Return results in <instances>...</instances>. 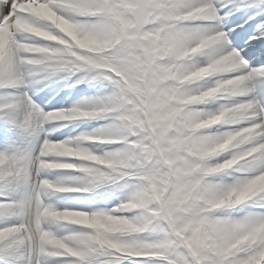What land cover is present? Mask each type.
<instances>
[{
	"label": "clouds",
	"instance_id": "obj_1",
	"mask_svg": "<svg viewBox=\"0 0 264 264\" xmlns=\"http://www.w3.org/2000/svg\"><path fill=\"white\" fill-rule=\"evenodd\" d=\"M230 0H12L0 20V88L24 69L108 90L46 111L27 91L0 102L18 115L32 148L0 150V181L30 184L17 222L0 226V250L23 247L44 264H264V66L253 68L225 30ZM8 0H0V15ZM258 25H264L261 20ZM105 123L50 139L51 122ZM42 134V139H41ZM70 170L53 178L45 170ZM119 192L111 207L48 199ZM264 207V204L261 205ZM159 231L160 239L146 233Z\"/></svg>",
	"mask_w": 264,
	"mask_h": 264
},
{
	"label": "bare ground",
	"instance_id": "obj_2",
	"mask_svg": "<svg viewBox=\"0 0 264 264\" xmlns=\"http://www.w3.org/2000/svg\"><path fill=\"white\" fill-rule=\"evenodd\" d=\"M10 2L11 1H8V3L10 4ZM255 7V10H259L260 9V7L258 6V5H254ZM8 11V8L7 7H5L4 8V12L6 13ZM252 12L253 13H256L255 11H253L252 10ZM258 15V14H257ZM263 17H264V12L261 14V15H258V17H257V21H260V20H262L263 19ZM230 19L232 20V17H230ZM238 19H233L232 21H237ZM260 36V35H259ZM258 39V38H257ZM263 42L264 41H261V42H259L258 40H254V43H255V46H257V47H259V46H262V51H264V48H263ZM251 67H253L254 68V66H251ZM260 88H261V90L264 92V79L263 80H261L260 82ZM256 86V85H255ZM18 97V96H17ZM17 97L12 101V102H15L16 101V99H17ZM259 97V96H258ZM260 98H262V97H260ZM262 99H264V98H262ZM8 102H10V101H8ZM12 116H15V115H13V114H11ZM8 116V115H7ZM46 171H51V170H46ZM42 175H44V174H42ZM45 176V175H44ZM49 178H52V176H49ZM9 185H5V186H2V187H0V193H4V191L3 190H8V187ZM11 187L13 186V185H10ZM106 191H109V192H111V195H110V197L107 199V201L105 202V205L107 206V205H112L115 201H117V194L116 193H113L112 191H110V189H109V186H103L101 189H98L97 191H96V193L98 194V196L97 197H93V198H91V199H89V200H85L84 202H83V205H82V207H88V206H92V205H94L97 201H99L100 200V196H101V194L103 193V192H106ZM58 194V193H57ZM57 194H55V195H51L52 197H54V196H56ZM48 199H50V196L49 197H47ZM264 202V201H263ZM230 211V210H229ZM227 209H226V212H229ZM14 220V218H11L8 214H4V215H0V226H4V225H6V224H10L12 221ZM15 220H16V218H15ZM17 221V220H16ZM153 233H160L159 231H155V232H153ZM2 253L3 254H7V253H10V254H12V253H15V254H18V253H21V255H22V259L20 260V262H17V263H14V264H34V258H33V256L32 255H30L23 247H21V248H13V249H3V250H0V256L2 255ZM19 256H15L13 259H11V260H7V259H3V260H7L8 262H12V260H14V259H16V258H18ZM0 259H1V257H0ZM63 258H50V259H48V260H46L45 262H44V264H59V261L60 260H62ZM127 263V260H125L124 262H123V264H126Z\"/></svg>",
	"mask_w": 264,
	"mask_h": 264
},
{
	"label": "snow or ice",
	"instance_id": "obj_3",
	"mask_svg": "<svg viewBox=\"0 0 264 264\" xmlns=\"http://www.w3.org/2000/svg\"><path fill=\"white\" fill-rule=\"evenodd\" d=\"M11 5H12V0H11V3L10 4L8 3V6H6L8 8V11L6 13L4 12L3 15H0V20H2L4 18V16H6V15H8L14 11V9ZM245 6H248L246 4L245 0H235V2L233 4V8L235 10H239L240 8H243ZM258 6L261 8L262 11H264V0H260V3ZM233 8H229V5L227 4L221 9V11L223 12V11H225V9H228L227 12L229 13V15H228V17H229L232 15ZM225 27H227V25H225ZM229 30H230V39L234 45L232 37H234L235 33L231 28H229ZM257 31H258L260 36H264V25H257ZM242 54L244 56L249 55V53L245 52L244 50H243ZM259 54L264 55V51H261ZM2 186H4V181H0V187H2ZM13 186L19 190V198L12 200V201H0V215L8 214V215L15 217V214L21 212L22 209L24 207H26L27 202L30 199L31 187H30L29 183L25 182L23 177L16 180L13 183Z\"/></svg>",
	"mask_w": 264,
	"mask_h": 264
},
{
	"label": "rangeland",
	"instance_id": "obj_4",
	"mask_svg": "<svg viewBox=\"0 0 264 264\" xmlns=\"http://www.w3.org/2000/svg\"><path fill=\"white\" fill-rule=\"evenodd\" d=\"M148 238L150 239H160L162 237V234H160L159 236H156V235H153V234H150V233H146Z\"/></svg>",
	"mask_w": 264,
	"mask_h": 264
}]
</instances>
